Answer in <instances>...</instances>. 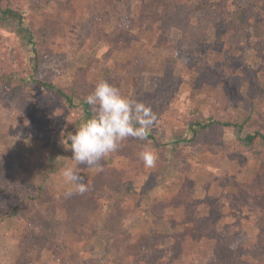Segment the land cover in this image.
I'll list each match as a JSON object with an SVG mask.
<instances>
[{
  "label": "rangeland",
  "instance_id": "374dc122",
  "mask_svg": "<svg viewBox=\"0 0 264 264\" xmlns=\"http://www.w3.org/2000/svg\"><path fill=\"white\" fill-rule=\"evenodd\" d=\"M0 1L32 31L0 13V264H264V161L241 140L264 132V0ZM34 69L77 103L100 80L144 102L156 141L78 165L60 140L83 109ZM208 118L244 128H190Z\"/></svg>",
  "mask_w": 264,
  "mask_h": 264
},
{
  "label": "clouds",
  "instance_id": "9594fccd",
  "mask_svg": "<svg viewBox=\"0 0 264 264\" xmlns=\"http://www.w3.org/2000/svg\"><path fill=\"white\" fill-rule=\"evenodd\" d=\"M85 103L91 106L92 115L75 124L74 132L62 133L60 143L72 152V159L78 165L88 168L99 167L100 162L117 151L127 138L147 140L158 119L150 106L123 95L106 80L97 82L94 90L85 97ZM139 159L146 168H154L157 154L145 146L139 152ZM62 176L70 185L66 196L82 195L88 190L87 182L75 167H64Z\"/></svg>",
  "mask_w": 264,
  "mask_h": 264
},
{
  "label": "trees",
  "instance_id": "16d2710c",
  "mask_svg": "<svg viewBox=\"0 0 264 264\" xmlns=\"http://www.w3.org/2000/svg\"><path fill=\"white\" fill-rule=\"evenodd\" d=\"M246 2V0H244ZM239 3V2H238ZM250 4H236L235 15L236 18L240 21H243L244 14L246 9ZM0 13L1 19L3 22H12L16 23L19 26V33L20 35L26 39L32 37V31L25 24L26 20V13L11 8L10 6L2 5L0 1ZM36 69H34L33 73L30 75L31 81L36 85L43 87L47 92L51 93L52 95L64 100L69 106L74 107L75 105H81L83 112H84V120L90 118L92 115L91 106L85 103V99L79 100L77 103L75 95L73 92L68 91L53 82L46 81L41 79L36 75ZM1 79L7 82L13 81L10 76H3ZM200 127L201 129H208L212 126H219L227 130H231L233 128L238 129V132H242L244 125L238 122H231V121H224L216 118H208V119H199L193 122L190 126L191 129H195V127ZM241 140L250 147L253 154H255L260 160L264 161V132L256 130L253 132H246V134L241 138ZM146 141H156V138L153 133L149 132L148 138ZM47 177V174H45ZM41 187V186H40Z\"/></svg>",
  "mask_w": 264,
  "mask_h": 264
}]
</instances>
